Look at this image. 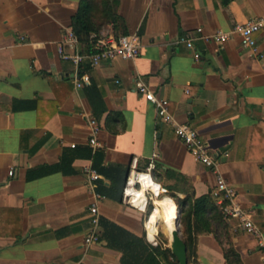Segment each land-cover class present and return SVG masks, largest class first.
I'll return each mask as SVG.
<instances>
[{
    "label": "crops",
    "instance_id": "0c3cea01",
    "mask_svg": "<svg viewBox=\"0 0 264 264\" xmlns=\"http://www.w3.org/2000/svg\"><path fill=\"white\" fill-rule=\"evenodd\" d=\"M118 2L127 33L141 37L139 55L87 67L90 81L77 88L74 67L60 59L57 46L80 0H0V264H122V252L104 240L84 245L93 201L85 167H128L127 181L133 165L144 171L156 154L152 170L159 182L151 171L150 177L158 191L144 192L145 207L130 201L124 188L121 202L104 195L99 200L101 217L148 243L146 231L152 236L159 228L149 227L162 217L159 203H175L161 191L192 201L214 195L216 171L196 161L159 119L137 91V79L168 99L175 120L205 141L236 200L254 211L264 238V28L256 34L258 55L243 49L236 36L223 44L207 39L264 16V0ZM100 32L120 34L110 25ZM183 33L195 37L194 50L176 42ZM109 113L119 114L109 124L116 132L106 126ZM91 119L99 127V147L87 156ZM61 162L62 169L39 173ZM152 193L157 216L148 219ZM226 222L240 264H264L256 238L234 220ZM195 259L227 264L221 245L207 233L197 235Z\"/></svg>",
    "mask_w": 264,
    "mask_h": 264
},
{
    "label": "built area",
    "instance_id": "2783aa9c",
    "mask_svg": "<svg viewBox=\"0 0 264 264\" xmlns=\"http://www.w3.org/2000/svg\"><path fill=\"white\" fill-rule=\"evenodd\" d=\"M263 28L264 16L250 17L244 22L234 24L230 31H217L207 37V39L209 38L215 43L223 44L232 36H236L243 49H246L253 55H258L256 34ZM201 31V28L197 29V32ZM90 40L92 41L94 51L90 53L83 52L77 36L71 28H67L57 46V53L60 59L71 62L74 67L73 80L77 88L82 87L90 81L88 71H83L84 66L95 67L102 62L115 59H134L140 52L141 37L138 32L118 35L117 37L103 32L92 33L90 35ZM194 40L195 37L190 33H183L179 35L176 42L184 44L188 49L194 50ZM194 58H199V53L196 51L194 52ZM135 87L137 91L155 107L159 119L162 122L171 125L175 136L185 145L191 156L196 161L216 171L214 196L216 198V204L219 205L226 221L234 220L237 227L253 235L256 238L259 247L264 248L263 235L254 223V211L243 208L236 200V191L234 187L227 183L223 176L217 171L216 160L208 154L205 148V141L198 135L197 131L188 123L177 122L173 114L169 111L168 99L157 96L149 89L144 81L137 79L135 81ZM89 128L91 132L88 139V145L90 146L91 153L94 154L99 147L96 138V133L98 132L99 127L94 119L89 121ZM71 146L74 147L75 144H72ZM155 156L156 154L154 153L144 171L137 170L135 165H133L131 169L133 182L130 183L131 177H128L124 191L128 185L134 188L135 183L140 184L139 178L142 173L150 175V171L154 167L153 158ZM9 173L12 174V171ZM85 174L93 197V201L88 207L89 228L84 237V245L89 247L93 243L98 242L100 238L99 200L102 198V195L98 193L96 189L97 181L101 176L90 166L85 167ZM151 195H153V193ZM151 195H149L150 199H152ZM146 196L148 195L146 194ZM156 235L157 231L155 235L152 236H149L146 231L147 240L153 246L158 245ZM262 261L264 263V254L262 255Z\"/></svg>",
    "mask_w": 264,
    "mask_h": 264
},
{
    "label": "trees",
    "instance_id": "16d2710c",
    "mask_svg": "<svg viewBox=\"0 0 264 264\" xmlns=\"http://www.w3.org/2000/svg\"><path fill=\"white\" fill-rule=\"evenodd\" d=\"M228 1L222 0L224 4ZM118 3V0H80L76 13L71 19V29L77 36L83 52L90 53L94 51L90 35L99 33L100 30L108 25L113 30L120 31L119 35L127 34L124 19L117 11ZM114 36L117 37L118 35ZM87 67L84 66L83 71ZM98 98L102 103L100 96ZM102 111H105L104 106ZM93 112L96 116H99L96 109L93 108ZM109 114L105 120L106 126L112 132H116L115 129L110 128L109 124L119 114ZM90 151L86 149L87 156H90ZM72 153L74 156L78 155V152L74 151ZM93 168L109 182L106 185L105 180L99 179L97 181V192L107 198L121 202L129 168L120 165H108L105 167L94 165ZM60 169H62V162L55 166L47 167L39 173ZM151 177L155 182H159L158 175L153 170H151ZM161 194L170 196L180 211V223L182 226V238L186 245L187 264H196V238L197 235L202 233L213 234L222 247L223 256L227 264H240L239 255L230 240L226 219L223 217L219 205L216 204V198L212 193L196 198L193 201L187 197L181 199L168 191ZM152 208L153 205L151 206V202L148 201L147 214L150 215L153 211L150 217H156L155 208L154 210ZM100 226V239L105 241L106 246L116 248L122 252V264H177L176 258L168 246V240L162 231L158 233V245L153 246L146 241L145 236L132 234L101 216Z\"/></svg>",
    "mask_w": 264,
    "mask_h": 264
},
{
    "label": "bare ground",
    "instance_id": "6f19581e",
    "mask_svg": "<svg viewBox=\"0 0 264 264\" xmlns=\"http://www.w3.org/2000/svg\"><path fill=\"white\" fill-rule=\"evenodd\" d=\"M131 178H130V183L133 182V178H132V180H131ZM139 182H140V186L142 187V190H140L141 187L139 189H136V188H133L130 185H128L126 187V190H125V195H126V197H129V199H131L130 201H132L134 203L137 202V203H139L140 206H144L145 197H146V195L144 196V192L148 189V191L150 190L154 193L155 192L157 193L158 186L152 181L150 175H148L147 173H145V174L142 173L140 175ZM154 197H155V195L153 194V199H154ZM153 199H152V204L154 205ZM146 200H147V198H146ZM159 205H160V212L163 216L162 219L160 220V223L163 226L162 231L171 243V241L173 239V237H172L173 231L176 229L175 217H176V213H177V206L175 205V203L171 202L170 199L164 200V202H162V204L159 203ZM154 207H155V205H154ZM149 217L150 216H148V219H149ZM157 225H158L157 219L151 220L149 223L150 231L153 232V230H151L152 227L157 226ZM153 235H155V231H154Z\"/></svg>",
    "mask_w": 264,
    "mask_h": 264
},
{
    "label": "water",
    "instance_id": "95a60500",
    "mask_svg": "<svg viewBox=\"0 0 264 264\" xmlns=\"http://www.w3.org/2000/svg\"><path fill=\"white\" fill-rule=\"evenodd\" d=\"M175 224H176V229L173 231V235H172L173 239L171 243H169V248L171 249L172 254L175 256L177 264H187L186 245L182 238V233L180 231L181 230L180 211L178 208L175 217Z\"/></svg>",
    "mask_w": 264,
    "mask_h": 264
},
{
    "label": "rangeland",
    "instance_id": "374dc122",
    "mask_svg": "<svg viewBox=\"0 0 264 264\" xmlns=\"http://www.w3.org/2000/svg\"><path fill=\"white\" fill-rule=\"evenodd\" d=\"M163 191H161V193H162ZM152 196V199H153V195H151ZM161 196H163L162 194H161ZM152 199L151 200H149L150 202H151V206L153 205L152 204ZM162 202H164V201H162ZM160 204H162V203H160ZM154 208H155V213H157V207H154V205H153V208H152V210H154ZM153 212V211H152ZM152 212L150 213V215L152 214ZM149 215V216H150ZM163 217V216H162ZM162 217H160L159 219H157V221H158V225H159V228L157 227V229H155V233H156V231H157V235H156V239L158 240L159 239V232L160 231H162L163 230V226H162V224L160 223V220L162 219ZM181 230V233H182V226H181V228H180ZM163 232V231H162ZM168 240V243H170V241H169V239H167Z\"/></svg>",
    "mask_w": 264,
    "mask_h": 264
}]
</instances>
